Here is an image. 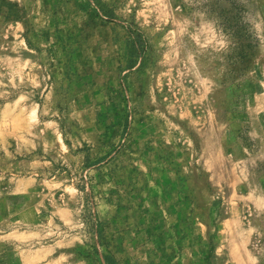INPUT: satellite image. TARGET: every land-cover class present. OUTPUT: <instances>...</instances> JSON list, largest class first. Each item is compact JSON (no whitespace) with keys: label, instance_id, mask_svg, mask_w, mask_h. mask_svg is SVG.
I'll return each instance as SVG.
<instances>
[{"label":"rangeland","instance_id":"obj_1","mask_svg":"<svg viewBox=\"0 0 264 264\" xmlns=\"http://www.w3.org/2000/svg\"><path fill=\"white\" fill-rule=\"evenodd\" d=\"M54 175L92 264H264V0H0V264L52 201L12 183Z\"/></svg>","mask_w":264,"mask_h":264},{"label":"crops","instance_id":"obj_2","mask_svg":"<svg viewBox=\"0 0 264 264\" xmlns=\"http://www.w3.org/2000/svg\"><path fill=\"white\" fill-rule=\"evenodd\" d=\"M67 146L69 155H78L76 158L81 160L83 164L86 160V155L82 152V148H78L76 153L70 152L72 147L70 145ZM11 188L14 195H23L25 193L31 195L34 193L38 200L41 199V195L43 196L42 199L52 200L51 204L47 200L45 201V205L46 203L51 205L47 207L48 209L12 210L14 213L29 212L30 214L34 213L36 216L35 221L32 219V224H36V227L31 229L32 231L8 232L6 237L11 238L13 243L30 241L32 238L37 239L38 237L46 239L41 246L23 250L20 253L23 262H34L36 264H92L90 258L84 253L86 239L75 208L79 199L78 189L69 177L54 175L44 179L38 176H30L15 180ZM110 192H112L111 189ZM101 204V208L98 206L97 209L100 219L104 221L114 219L116 211L110 209V202L104 201ZM47 221L48 224H46ZM41 225L43 226L42 232L39 230L42 227ZM121 233L122 236L126 234V232ZM118 235L119 233L112 234L108 232L107 238L109 241H113L109 244L110 249L113 250L112 252L115 254L117 252L118 254L122 253L123 257L126 250L129 249L128 246L126 247L129 240L125 243L121 239L118 241V239L116 240ZM122 242L124 245H122ZM111 257L117 264H123V261L115 257V255H111Z\"/></svg>","mask_w":264,"mask_h":264},{"label":"trees","instance_id":"obj_3","mask_svg":"<svg viewBox=\"0 0 264 264\" xmlns=\"http://www.w3.org/2000/svg\"><path fill=\"white\" fill-rule=\"evenodd\" d=\"M224 21L225 22L223 23V25L226 29H231L232 31L234 30L232 35L238 34V33H236L238 28L240 27V24L238 22L233 23L232 20L230 19V17H227V16L225 17ZM135 39L138 41L139 40L141 41V36L137 35V36H135L134 40ZM253 46H254V44L251 41L248 44H246L245 46H242V48H244V49H241L240 51L237 52L236 55H234V57L237 60L236 62H239L242 64L246 63L248 61V59L251 57V55H253V49H254ZM229 56L231 57V55H229ZM102 238H103V236H102ZM104 258H105V262L107 264H115L114 263L115 261L111 257V255L106 254L104 256Z\"/></svg>","mask_w":264,"mask_h":264}]
</instances>
